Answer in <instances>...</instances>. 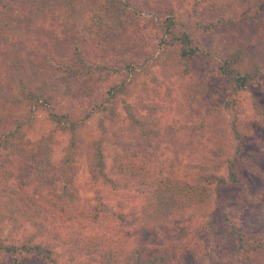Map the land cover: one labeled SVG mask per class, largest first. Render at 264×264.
Returning <instances> with one entry per match:
<instances>
[{"label": "rangeland", "instance_id": "374dc122", "mask_svg": "<svg viewBox=\"0 0 264 264\" xmlns=\"http://www.w3.org/2000/svg\"><path fill=\"white\" fill-rule=\"evenodd\" d=\"M91 1L97 5L104 0ZM213 1L122 0L120 9L113 15L108 14L113 22H119L118 35L111 33L108 43L100 39L81 41L80 47L87 61L99 65H114L122 55L128 63L132 62L129 70L107 79L94 78L88 83L87 91H83L85 96H76L77 91L84 88L81 83H69L66 94L49 86L47 91L52 103L46 108L36 109L30 105L17 89L10 86L7 72L0 65V107L8 113V125L2 131H13L14 120L18 119L23 121L20 131L24 143L29 144H26L27 148H34L42 138H51L54 164L63 158L72 138L77 143L71 206L57 199L62 182L40 187L30 178L25 186V199L40 216L11 214L6 203L5 209L0 211V246L18 249L14 256L0 251V264H15L16 259L19 264H49L33 253L19 249L35 244L51 246L54 264H100L99 257H71L66 241L79 234L86 237L104 234L113 242L128 238L135 242L132 246L136 242L146 244L151 254L160 253L162 248L171 245V264H235L229 253L238 248V243L222 222L223 212L238 231L249 237L247 239L253 241L250 235L259 232L261 235L255 236H260L264 243V180L257 175V172L264 174V35L255 33L256 24L264 15V0H232V6L225 0V23L204 35L201 27L220 16L212 13L217 12L211 8ZM167 18H171L176 34L186 31L201 50L186 67L174 66L171 56L162 48ZM34 22L35 25L33 20L26 23L32 30L19 47L20 53L37 62L43 61V54L53 62L68 60L70 44L61 35V40H57L56 33L60 34L57 24L45 22L42 17ZM235 46L246 52L239 70L244 73L257 67L261 72L249 82L246 90L238 93L224 84L219 72L220 52ZM17 50L14 46L0 50V62L6 60L9 52ZM118 84L125 85V92L106 100L108 90ZM228 101L235 105L225 107ZM127 106L136 117L151 123L146 128L155 136L152 143L157 148L153 154L150 151L139 153V129L129 128ZM50 112L68 114L72 120L80 122L78 130L71 134L57 127L50 119ZM234 120L243 133L239 158L245 186H208L205 208L174 214L164 226L157 228L121 226L106 217L104 208L129 214L139 212L144 203L141 191L132 185H121L114 173L123 153L129 158L137 154L151 163L156 172L168 173V168L173 166L174 173L186 180L208 174L225 178L226 160L234 157L238 147L232 127ZM97 140L101 144L104 172L113 184L96 180L90 173L87 156L91 143ZM7 153L10 155L4 158ZM28 170L29 162L8 150L0 151V202L4 203L6 198L5 193H1L4 182L17 184L18 178L21 179ZM243 192L258 198L262 196L261 202L256 201L254 205L239 203ZM18 203L21 207V202ZM61 208L66 211V217L74 221L62 223V219L57 218ZM208 222L213 236L207 234ZM185 243L187 247L183 248ZM180 248L190 251L179 256ZM173 253L177 255L173 256ZM238 255L241 257L242 252ZM249 256L247 264H264V244Z\"/></svg>", "mask_w": 264, "mask_h": 264}, {"label": "trees", "instance_id": "16d2710c", "mask_svg": "<svg viewBox=\"0 0 264 264\" xmlns=\"http://www.w3.org/2000/svg\"><path fill=\"white\" fill-rule=\"evenodd\" d=\"M205 1V0H204ZM229 4L232 0H228ZM225 0H214L211 8L217 10L220 14L219 18L212 20L208 26L201 27V33L206 35L213 27H218L223 21L226 6ZM122 0H104L101 4H95L91 0H0V50L8 47H18L17 51L9 52L5 61H1L0 65L6 70L9 83L12 88L17 91L36 109L49 106L52 103V97L48 93L49 86L61 91V94H66L65 90L69 89V83L83 84L84 88L78 90L76 96H85L83 91H87L88 83L96 77L107 79L111 75L118 74L123 70H129L132 62H127L124 56L116 61L114 65H99L86 60L85 53L80 47L81 41L88 39L94 41L100 39L108 43L111 39V33L115 32L118 35L119 22H113L108 14L113 15L114 12L120 9ZM41 17L45 22L57 24L60 34L56 33V38L64 36L70 44L71 56L68 60L53 62L47 55L43 54V61H31L20 53L19 48L24 41L27 40L29 32L32 30L31 25H26L27 22ZM260 23V25H259ZM259 23L255 33L264 35V15L259 18ZM164 40L162 48L166 49V54L171 56L172 64L183 65L189 60L195 58L200 53V48L195 46L186 31L176 34L173 31V23L171 18H167L164 23ZM211 27V28H210ZM246 52L238 46L228 48L225 52H220L221 62L219 72L223 77L224 84L227 85L234 93H238L247 89L250 81L261 75L260 70L256 67L252 71L242 73L238 66L242 62ZM168 56V57H169ZM32 86H34L32 88ZM125 85L118 84L108 90L109 97L106 100L116 97L119 93L125 92ZM235 103L228 101L225 107L231 108ZM259 111V110H258ZM8 113L0 107V151H10L12 155H17L23 160L29 162V170L27 174L18 178L17 184H9L4 182L1 193H5V201L0 202V211L5 209L6 203L9 205V212L18 214L22 217L40 216L37 211L31 209V204L25 199L27 193L25 186L30 178L35 179L40 187L53 186L56 181L62 182L59 189L57 199L63 201L68 206H71L73 200V178L76 174V156L77 147L76 139L72 138L69 145L65 149L63 158L58 164L51 161V138H42L35 143L34 148H27L22 140L20 131L22 120H14L13 131H5L8 125ZM50 119L53 123L62 130L74 134L80 125L71 119L68 114H56L50 112ZM113 115V112L111 113ZM126 116L129 128L139 129V153L150 151L151 154L157 148L153 145L155 136L150 135L152 130H148L146 126L149 123L146 119H139L131 111L130 107H126ZM31 118L28 121L31 122ZM232 127L238 142V147L234 157L226 160V177L208 174L206 176L199 175L190 180L174 173V167L170 166L168 173L155 171L153 165L141 159L137 154L129 158L126 153L117 161L114 173L120 180L121 185H132L137 187L143 195L144 203L140 211H133L129 214L118 213L108 208L105 209L106 217L109 216L113 221L119 222L121 226L131 225L135 229H152L164 226L167 219L174 214H182L184 212L196 209H203L208 202L207 187L215 184L217 188L226 186L243 187L245 180L241 174L240 164V144L241 133L235 120L232 122ZM3 133V134H1ZM155 135V134H154ZM152 136V137H151ZM156 142V141H155ZM124 152V150L122 149ZM141 151V152H140ZM10 154L4 155V158ZM87 164L89 166L92 177L96 180H104L108 184H113V181L107 178L104 170L105 163L100 140L91 143L90 153L87 156ZM162 166V164H160ZM202 170V169H201ZM257 175L264 180V174L257 172ZM6 181V180H5ZM249 196L243 192L239 198V203L245 202L248 204H257L261 202L262 196ZM21 202V207L19 203ZM251 205V206H252ZM68 206H65L69 212ZM32 210V211H31ZM66 211L59 209L58 219H62V223L74 221L69 216L66 217ZM66 217V218H65ZM222 222L226 224L231 235L235 236L238 243V248L229 253L231 259H235V264H247L252 253L264 244L260 236L261 233H256L249 237L236 229L234 224L227 218L223 212L221 216ZM211 225L207 223V234L213 236ZM212 233V234H211ZM115 235V234H114ZM76 236V237H75ZM232 236V237H233ZM135 242L128 238L116 242L110 240L107 236L98 235L86 237L79 235L70 236L66 244L70 246L69 253L71 257L87 255L89 257H99L100 264H171L170 250L171 245L162 248L160 253H150L146 244H138L132 246ZM179 245L175 246L178 247ZM174 247V248H175ZM187 247L186 243L182 246ZM15 246H0V251L4 250L15 255ZM24 251H29L33 255L44 259L49 264H54L52 257V249L50 245L35 244L26 248ZM127 249H130L129 251ZM179 256L185 255L189 249H179ZM173 251V250H172ZM242 252L239 257L238 253ZM177 254L173 253V256ZM236 255V256H235ZM15 264H19L18 260H14ZM174 264V263H172Z\"/></svg>", "mask_w": 264, "mask_h": 264}]
</instances>
